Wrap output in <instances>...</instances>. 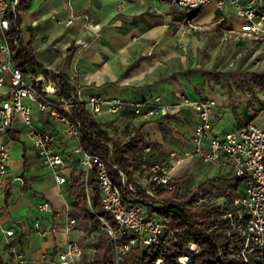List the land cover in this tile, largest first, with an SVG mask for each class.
Here are the masks:
<instances>
[{
	"label": "crops",
	"instance_id": "crops-1",
	"mask_svg": "<svg viewBox=\"0 0 264 264\" xmlns=\"http://www.w3.org/2000/svg\"><path fill=\"white\" fill-rule=\"evenodd\" d=\"M94 1L31 0L28 11L21 13L23 47L33 49L43 68L67 76L73 85L80 87L81 100L101 96L134 103L159 100L170 106L172 114L158 121L144 122L130 113L119 120L105 115L98 121L112 137L118 131L127 136L126 140L144 125L141 135L148 144L143 152L147 163L175 166L171 154L184 156L194 150L192 137L198 115L194 109L182 106L184 99L216 102L212 122L214 136L219 138L243 128L248 122L243 124L241 116L264 114L262 84H257L241 110H236L222 92L209 86L208 73L198 69V54L210 40L224 35L254 40L248 37L245 22L238 18L235 8L228 6L220 11L210 4L192 19L173 6L171 0H97L99 8ZM257 4L260 16L264 17V0H257ZM73 16L77 20L71 27L57 22ZM87 22L100 26L98 37L86 31ZM202 36L210 38H205V42ZM77 39L90 42L91 47L85 51L71 48L65 56L64 46ZM33 109L35 126L51 132L55 140L62 137L58 125L40 115L36 107ZM12 132L19 141H11L9 137L7 141L10 161L0 211V259L4 264H18V256L22 254L27 264H54L69 242L83 245L87 239L88 229L77 223L71 231L66 230L73 220L69 217V189L73 174L77 175L80 169L75 165L66 174L69 185H57L53 171L31 146L27 127L17 122ZM55 146L60 147L56 141ZM72 149L70 153L65 150L71 154ZM185 168L193 170L191 175L197 182L230 175L197 160L175 166V177ZM16 180L22 184L14 185ZM44 202L51 205L52 212L39 210L38 206ZM7 231H13L14 236L8 237ZM43 232L45 237L41 235ZM44 255H48L46 262L42 261Z\"/></svg>",
	"mask_w": 264,
	"mask_h": 264
},
{
	"label": "built area",
	"instance_id": "built-area-1",
	"mask_svg": "<svg viewBox=\"0 0 264 264\" xmlns=\"http://www.w3.org/2000/svg\"><path fill=\"white\" fill-rule=\"evenodd\" d=\"M19 3L20 0H0V58H3L0 59V211L6 196L10 161V151L7 145L8 134L12 131L15 122L20 121L27 127V137L31 146L38 151L43 164L53 171L57 185L70 184L66 174L73 170V159L83 173L85 184L83 191L89 204L92 197V191L88 185L89 180L93 179L97 184L102 207L114 218L119 227L118 234L114 233L103 219H99L100 222L105 225L115 245L121 237L128 238V243L120 250L115 248L117 264L121 257L134 247L140 246L145 250L160 244L166 231V224L152 210L157 205L153 201L154 194L149 186L154 184L171 190L176 180L175 166L194 160L216 169L226 170L237 181H241L237 198L229 200L224 195L201 194L197 205L217 207L220 210L219 220L229 222V233H237L244 240L243 256L251 251L252 246L263 252L264 114L254 115V118L243 128L224 138H219L214 136L212 122L216 102L184 99L182 106L194 109L198 115V123L192 137L194 150L184 156L171 154L170 158L175 160V166L144 162L140 170L142 177L135 184L120 173L121 184L118 185L111 178L110 170L104 159L83 148L81 124L75 118L74 109L84 107L96 121L105 115L119 120L126 113H130L138 120L152 122L172 114V108L160 103L159 100L134 103L122 99L94 96L84 101L79 99L80 87L72 84L76 89L78 99V104H75L61 95L59 85L52 78V74L57 73L51 69L17 68L13 64L14 53L9 47L6 34L11 29L8 15L11 9ZM171 4L186 13L188 18L192 13L210 4L216 5L220 11L228 6L233 7L237 11L238 18L245 22L248 37L254 40H264V17L260 16L257 0L248 2L243 0H171ZM76 20L77 17L73 16L65 22H57L71 27ZM84 28L95 37L101 33L99 25L89 22ZM90 47V42L77 39L64 46L65 56L71 48L85 51ZM33 107H36L40 115L58 125L62 137L74 144L71 154L55 146V139L51 132H43L34 125ZM115 170L118 168L115 167ZM122 188L130 191V196L125 200ZM142 192H145L149 199L140 198ZM38 208L43 213L52 212L51 205L47 202L40 204ZM76 223V220H70L66 230L71 231ZM35 228L38 229L39 225L36 224ZM6 235L13 237L14 232L7 231ZM41 235L45 237L46 233L43 232ZM198 253L199 247L192 245L189 257L193 256L192 259H194ZM83 256L82 245L78 242H69L65 249L58 253L54 264H79ZM42 261H48V255H44ZM17 262L27 264L22 254L18 256Z\"/></svg>",
	"mask_w": 264,
	"mask_h": 264
},
{
	"label": "trees",
	"instance_id": "trees-1",
	"mask_svg": "<svg viewBox=\"0 0 264 264\" xmlns=\"http://www.w3.org/2000/svg\"><path fill=\"white\" fill-rule=\"evenodd\" d=\"M30 2L31 0H20L19 5L11 9L8 15L11 29L6 34V38L14 53L13 64L17 68L42 69L43 67L36 61L33 49L23 47L21 39V13L28 11ZM200 12L201 10L192 13L189 18H197ZM52 78L59 85L61 95L78 104L76 89L70 79L65 75L54 73ZM256 78L259 77L256 76ZM261 84L264 88V83ZM74 114L81 124L83 148L104 159L110 170L111 178L116 184H121L120 173L135 184L136 179L142 177L140 170L145 162L143 152L148 147L141 135L144 125L137 129L127 141H123L112 137L84 107H76ZM253 118L254 115L251 120ZM8 136L11 141H19L12 131H9ZM115 167L118 170H115ZM220 179L221 177H218L215 180ZM88 185L92 191L90 204L83 191L85 188L83 173L79 171L77 175L73 174L72 185L69 189L71 197L69 217L76 220L77 225L84 229H88L91 224L101 225L99 219H103L113 232L118 234L119 227L114 218L102 207L97 184L90 179ZM240 186L241 181H237L231 191L223 192L221 195L229 200L237 198ZM149 188L154 194L153 201L157 205L152 210L165 221V234L159 245L145 250L140 246L134 247L121 257L118 264H180V259L189 258L191 255L192 245L199 247V253L194 257L192 264H264V251L261 252L255 246H252L251 251L245 256L242 255L244 240L237 233H229V222L219 220L220 210L217 207L197 205L201 194H212L211 190L206 189V182L187 195L182 193V188L176 180L171 190L154 184ZM122 192L124 200L130 196L129 190L122 188ZM140 198L149 199L145 192L141 193ZM127 243L128 238L123 236L115 245L113 238L108 233H103L91 244L92 256L90 258L83 256L79 264H117L115 248L120 250ZM187 260L191 262L190 258ZM0 264H4L1 259Z\"/></svg>",
	"mask_w": 264,
	"mask_h": 264
},
{
	"label": "rangeland",
	"instance_id": "rangeland-1",
	"mask_svg": "<svg viewBox=\"0 0 264 264\" xmlns=\"http://www.w3.org/2000/svg\"><path fill=\"white\" fill-rule=\"evenodd\" d=\"M210 36H202V38L205 41V38H210ZM238 38L239 35H224L210 40L203 47V50L199 52L197 64L199 70L208 73L209 86L218 89L223 93L225 100L229 101L236 110H241V106L245 105L249 98V92L257 84L264 83V43L250 38H247L245 41ZM256 76L259 78H256ZM251 118L250 114L241 116L242 123L249 122ZM17 122L20 121H16L15 125ZM21 127L26 128L22 123ZM110 128L113 129L115 127L111 126ZM115 137L127 141V136H123L122 132L117 131ZM55 141L61 148L65 147L69 153L71 152L70 150L73 145L67 142L66 139L60 136ZM194 161L196 162L197 160ZM73 164V168H75L76 161L74 159ZM185 169L176 176V181L181 186L184 195L198 189L205 182L206 189L208 191L211 190L213 196L221 195L223 192L231 191L237 183V180L231 177V174L223 175L220 180H215L217 179L215 178L211 181L204 178L197 182L192 178L191 172L193 170L191 168ZM138 181L139 179L137 178L136 182ZM87 232V239L83 244L85 250L84 257L90 258L93 254L91 244L100 235L107 233V231L105 225L101 222V225H89ZM181 260L179 261L180 264ZM184 264H189V262L184 260Z\"/></svg>",
	"mask_w": 264,
	"mask_h": 264
},
{
	"label": "water",
	"instance_id": "water-1",
	"mask_svg": "<svg viewBox=\"0 0 264 264\" xmlns=\"http://www.w3.org/2000/svg\"><path fill=\"white\" fill-rule=\"evenodd\" d=\"M11 1H14V0H11ZM94 5H95L97 8L100 7V3H99L97 0L94 1ZM21 184H22V181H21V180H16V181L14 182V185H18V186H20Z\"/></svg>",
	"mask_w": 264,
	"mask_h": 264
},
{
	"label": "bare ground",
	"instance_id": "bare-ground-1",
	"mask_svg": "<svg viewBox=\"0 0 264 264\" xmlns=\"http://www.w3.org/2000/svg\"><path fill=\"white\" fill-rule=\"evenodd\" d=\"M189 258H190L191 261H192L193 256H191V257H189ZM189 258L182 259V260H181V263L184 264V260H185V261L189 262V264H190L191 262H190L189 260H187V259H189Z\"/></svg>",
	"mask_w": 264,
	"mask_h": 264
}]
</instances>
